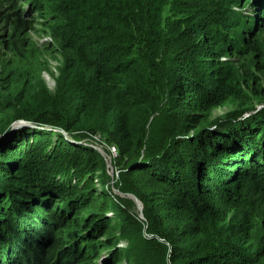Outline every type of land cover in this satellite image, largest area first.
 <instances>
[{
	"label": "trees",
	"instance_id": "16d2710c",
	"mask_svg": "<svg viewBox=\"0 0 264 264\" xmlns=\"http://www.w3.org/2000/svg\"><path fill=\"white\" fill-rule=\"evenodd\" d=\"M62 1L44 9L53 10L50 21H57L50 28L64 63L65 112L53 109L42 78L50 70L40 61H21L0 79V134L13 135L0 145V175L7 182L0 191L8 203L0 210V245L10 247L0 248V264L51 262L48 250L34 253L35 247L44 251L35 242L40 235L21 229L35 215L33 202L46 206L44 200L55 195L79 193L85 197L79 212L93 204L100 213L88 211L89 217L112 210L110 201L94 197V183L84 173L98 154L69 143L57 129L76 140L101 135L134 164L123 191L143 203L146 223L134 222L130 235L117 237L130 248L125 255L116 249L111 264L129 254L137 264H264V116L255 123L233 119L212 131L213 98H186L204 84V64L214 62L203 56L232 49L224 29L236 30L237 21L219 16L221 0ZM192 70L196 81L187 77ZM225 78L223 97L235 84ZM258 85L253 80L251 90L264 103ZM21 122L28 125L15 130ZM103 170L100 160L94 172ZM65 179L76 183L63 185ZM37 184L52 192H36ZM67 208L65 203L58 218ZM105 224L100 231L110 235ZM51 232L50 239L56 236ZM81 252L69 254L65 264Z\"/></svg>",
	"mask_w": 264,
	"mask_h": 264
},
{
	"label": "rangeland",
	"instance_id": "374dc122",
	"mask_svg": "<svg viewBox=\"0 0 264 264\" xmlns=\"http://www.w3.org/2000/svg\"><path fill=\"white\" fill-rule=\"evenodd\" d=\"M62 2V0H0V79L7 68L17 65L21 61H40L50 70L49 73H42V78L52 93L54 111L61 114L65 112L64 104L61 103L62 86L64 84L61 82V69L64 63L60 48L50 28L57 21L52 20L53 22H51L50 17L54 13V8L60 6ZM221 2L224 8L219 16H222L223 19H229L230 17L233 21H237L236 30L229 31V27L224 29L226 33H229L228 36L233 39L232 49L226 48V53L220 57L206 56L205 58L203 56L205 61L214 62L210 65L204 64L209 73L204 79V84L199 85V91L194 86L193 92L186 96L191 102L203 96L213 98L216 106L210 112L209 121L214 123L210 127L212 131L218 125H228L233 119L240 122L249 119L255 123L253 118L260 117L261 114L262 117L264 116V103L257 100L256 95L251 90L254 80L264 93V0H221ZM44 6L46 8L52 6L53 10L44 9ZM215 63L217 64L213 65ZM221 63H226L224 67L227 68L225 70L227 76H225V71L223 73L220 71L219 64ZM187 77L196 81L193 70L187 73ZM225 77H232L235 84L226 86V93L229 94L223 97L222 91L225 86V80L223 79ZM221 85L223 86L219 90ZM17 124L19 125V123ZM17 124L13 125L15 130L19 127L22 128ZM55 131L61 133L69 143L82 145L98 154L103 162V172H94L100 161L96 162L95 160L93 164L86 167L84 173L87 174L86 179L94 183L93 192L97 193L94 197L104 198L106 202L110 201L112 210L106 215L89 217L88 211L93 212L96 210L100 213L98 204H93L79 212L78 210L83 206L81 203L85 198L84 196H79V193L63 197L55 195V198L44 200L46 206L33 202L30 208H32V214L35 213V215L31 219L23 221L21 229H25L23 231L26 234L40 235L35 242L43 245L44 251H40L38 247H35L36 251L33 252L38 256H45L49 252L50 255L47 258L51 262H48V264H52V262L54 264L57 259H60L58 264H65L68 255L78 253L80 248L82 252L71 258L66 264H111L112 255L116 249L122 250L125 255L130 248L126 240L117 243V237L125 236L126 238L130 235L131 229L135 230L136 228L134 222L146 223L143 203L133 194L123 191V187L130 184L127 174L130 169L134 168V164L119 153L116 145L101 135L84 134L76 140L66 135L61 129ZM12 138L13 135L11 134H0V145L11 142ZM261 157L259 159L263 162V153ZM11 173L13 174V171ZM71 180L68 183V180L65 179L63 185H74L76 183L75 179ZM0 183L1 190H3L2 187L7 182L1 179V175ZM79 186H82V184H79ZM36 189V192L39 190L52 192L45 184H42L41 187L40 184H37ZM5 195L4 192L0 191V205H2L0 210L8 204L4 200ZM131 196L137 199L141 210ZM65 203L68 206L67 213L58 218V212H60V209H64ZM89 221H93V224L87 225ZM101 222L106 223L105 225L111 229L110 235H106L104 228L100 231L103 227H100ZM44 224L50 227L49 231L43 230ZM31 226H35L36 231ZM115 227H118L117 233L113 229ZM28 228L29 230H27ZM52 230L56 232V236L50 239ZM92 243L97 246L90 250ZM0 248L3 252L10 249V247L5 248L3 245H0ZM47 250L48 252H46ZM91 251H93V255L90 254ZM85 252L87 253L84 254ZM11 256L16 257L12 250ZM11 256L9 255L10 258ZM81 256L82 260H80ZM30 258L34 259L33 257ZM123 258L119 264L136 263L134 257L130 254L128 259Z\"/></svg>",
	"mask_w": 264,
	"mask_h": 264
},
{
	"label": "water",
	"instance_id": "95a60500",
	"mask_svg": "<svg viewBox=\"0 0 264 264\" xmlns=\"http://www.w3.org/2000/svg\"><path fill=\"white\" fill-rule=\"evenodd\" d=\"M28 124H25V123H19V125L17 124V126H27ZM16 127V126H15ZM131 198L136 202V204L138 205L139 209H140V204L139 202L137 201V199L134 197V196H131ZM141 210V209H140ZM142 216V215H141Z\"/></svg>",
	"mask_w": 264,
	"mask_h": 264
}]
</instances>
